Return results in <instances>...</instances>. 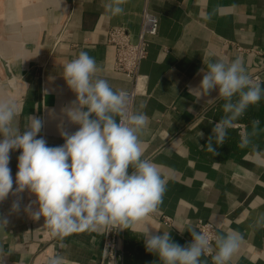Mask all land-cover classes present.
<instances>
[{"label": "crops", "instance_id": "crops-1", "mask_svg": "<svg viewBox=\"0 0 264 264\" xmlns=\"http://www.w3.org/2000/svg\"><path fill=\"white\" fill-rule=\"evenodd\" d=\"M106 2L0 0V54L15 76L9 94L18 100L22 131L29 115L40 117L44 126L38 138L44 137L48 146H62L61 132L79 129L65 113L76 94L63 77V66L86 51L96 60L97 76L114 90L128 89L129 79L113 69L107 30L124 26L135 40L147 7L158 17V30L139 65L133 112L148 117L140 139L144 157L159 165L167 181L162 202L146 221L119 227L123 255L110 260L103 255L105 229L53 236L43 217L33 220L25 211L29 205L33 211L38 208L35 195L25 190L5 206L2 247L11 254L0 264H48L54 254L64 257L65 264H162L145 250L144 228L153 234L170 232L174 242L186 246L192 238L187 229L196 228L199 219L214 223L217 233L242 234L231 264H264V227L255 224L264 214V98L235 121L222 145L213 140L214 154L206 142L225 115V101L218 89L199 99L198 90L190 92L199 87L208 62L237 57L250 76L259 74L264 87V0H126L118 16L107 12ZM4 84L9 80L0 62V86ZM245 135L250 143L242 148ZM16 201L19 211L12 209ZM201 264L213 261L205 255Z\"/></svg>", "mask_w": 264, "mask_h": 264}, {"label": "clouds", "instance_id": "clouds-1", "mask_svg": "<svg viewBox=\"0 0 264 264\" xmlns=\"http://www.w3.org/2000/svg\"><path fill=\"white\" fill-rule=\"evenodd\" d=\"M125 2L107 0L104 7L112 16H118L124 13ZM98 71L96 60L86 51L63 66V77L76 94L65 113L79 129L73 134L62 131V146H48L44 137L38 138L44 126L40 117L29 115L22 131L18 101L9 94L12 85L0 86V201L13 191L10 150L19 149L14 191L28 190L35 195L33 203L38 208L33 211L29 205L25 211L33 220L43 217L53 236L132 228L157 211L166 191L167 181L159 165L144 157L140 134L148 117L142 111L129 114L128 93L114 90L106 79L97 76ZM201 72L199 87L190 92L198 90L199 99L218 89L225 101V115L214 124L206 142L207 151L218 154L213 140L217 145L224 143L235 121L264 98V87L247 73L239 57L210 61ZM199 135L203 138L204 133ZM249 143L245 135L240 147ZM12 209L20 210L19 201ZM7 224L6 218L0 220L2 240ZM255 224L264 227V214ZM187 231L192 241L181 246L172 240L170 232L153 234L145 227V250L158 256L162 264H201V257L211 253L213 264H230L243 242L242 234L235 230L214 237L195 227ZM9 254L11 250L5 253L0 246V261ZM48 264H65V259L54 254Z\"/></svg>", "mask_w": 264, "mask_h": 264}, {"label": "built area", "instance_id": "built-area-1", "mask_svg": "<svg viewBox=\"0 0 264 264\" xmlns=\"http://www.w3.org/2000/svg\"><path fill=\"white\" fill-rule=\"evenodd\" d=\"M158 30V17L151 12L147 7H144L141 12L139 29L135 40L131 39L129 31L121 25L112 26L107 30V41L114 48L113 69L125 75L131 86L128 89H123L129 95L128 113H133L134 98L138 93L137 82L140 79L139 65L147 54L148 40L154 36ZM255 82H260L259 74L255 73L251 76ZM119 119V118H118ZM165 223H170L168 216H162ZM196 229L207 233L210 237L217 234V227L214 223L199 219L195 223ZM123 232L119 227L105 228L103 232V255L106 259L118 260L122 258ZM192 238L189 239V243ZM213 239V247H214ZM211 254L206 256L212 260ZM231 264V263H230Z\"/></svg>", "mask_w": 264, "mask_h": 264}, {"label": "water", "instance_id": "water-1", "mask_svg": "<svg viewBox=\"0 0 264 264\" xmlns=\"http://www.w3.org/2000/svg\"><path fill=\"white\" fill-rule=\"evenodd\" d=\"M0 62L2 64V66L4 67V70L6 72L7 78L9 80V84L12 85V87L15 86V76L12 73V70L10 68V64H9V60L5 57H3L0 54ZM17 100V99H16ZM18 101V100H17ZM19 149L17 150H10V163H9V167L11 169V174L13 177V191L9 193V195L5 198V200L0 201V220L4 219V216L6 214V208L5 206L7 205V203L14 201L17 198L18 193H15V188H16V184H15V177H16V173L18 171V157H19ZM6 227H4L3 229V234L5 232ZM4 243V238L3 240L0 239V246H3Z\"/></svg>", "mask_w": 264, "mask_h": 264}]
</instances>
